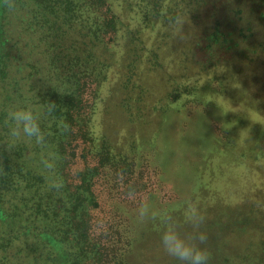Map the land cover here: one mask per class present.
I'll list each match as a JSON object with an SVG mask.
<instances>
[{
	"label": "rangeland",
	"instance_id": "1",
	"mask_svg": "<svg viewBox=\"0 0 264 264\" xmlns=\"http://www.w3.org/2000/svg\"><path fill=\"white\" fill-rule=\"evenodd\" d=\"M136 1L110 0L120 30L100 50L108 60L106 81L96 93L93 84L87 88L95 103L94 134L125 156L106 164L95 180L102 238L129 244L130 264L176 262L161 248V226L138 223L135 209L140 199L161 208L191 199L206 217L202 230L211 257L218 252L223 264H264V3L212 0L198 22L179 15L186 38L178 40L168 17L144 18ZM216 26L226 33L215 37L217 54L208 58L201 47ZM233 41L242 55L225 45ZM136 45L144 57L132 80L142 93L120 84L128 80L126 64ZM150 52L159 64L146 60ZM177 80L187 85L180 94L172 91ZM232 96L247 112L231 110ZM130 101L134 116L127 113ZM84 146L80 140L71 145L75 167L83 163Z\"/></svg>",
	"mask_w": 264,
	"mask_h": 264
},
{
	"label": "trees",
	"instance_id": "2",
	"mask_svg": "<svg viewBox=\"0 0 264 264\" xmlns=\"http://www.w3.org/2000/svg\"><path fill=\"white\" fill-rule=\"evenodd\" d=\"M211 1L136 3L147 19L187 14L198 22ZM120 23L110 0H0V264H130L129 244L104 242L95 213L96 178L106 164L125 156L94 134L95 103L87 99L89 84L96 93L106 81L108 60L100 50L116 40ZM224 31L216 26L208 35L209 42L201 47L208 58L217 54V42H212ZM225 45L232 55H242L238 43ZM143 57L138 45L130 50L128 80H120L130 91L143 92L138 80H132ZM145 57L151 65L159 64L155 52ZM184 88L182 81L172 82L173 93L180 94ZM229 100L235 114L238 109L247 112V104L237 96ZM49 104L54 105L53 111L42 123L46 147H9L7 109L16 105L46 109ZM126 108L129 116L135 115L136 104L130 101ZM78 140L85 146L83 163L75 167L70 148ZM42 151L59 157L56 176L64 182L59 191L48 187L39 162ZM209 264H223L218 252Z\"/></svg>",
	"mask_w": 264,
	"mask_h": 264
},
{
	"label": "clouds",
	"instance_id": "3",
	"mask_svg": "<svg viewBox=\"0 0 264 264\" xmlns=\"http://www.w3.org/2000/svg\"><path fill=\"white\" fill-rule=\"evenodd\" d=\"M186 21L180 17H168L166 23L172 30L173 37L178 40L186 38L183 25ZM54 105L47 108L16 105L7 109L4 114V124L7 126L8 145L15 147L17 144L36 146L41 149L47 145V134L42 128V123L53 111ZM67 131V126H64ZM59 157L52 152L40 154V165L49 180L50 190L59 191L64 187L62 179L56 176ZM129 198L136 200L134 189L129 190ZM180 213L177 219L175 213ZM136 221L140 224L152 223L160 225V245L163 252L179 264H209L211 252L205 246L207 234L202 230L205 215L199 205L189 199L172 208L157 207L150 199H140L135 209Z\"/></svg>",
	"mask_w": 264,
	"mask_h": 264
}]
</instances>
